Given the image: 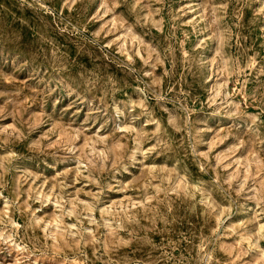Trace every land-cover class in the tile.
I'll use <instances>...</instances> for the list:
<instances>
[{"label":"rangeland","instance_id":"1","mask_svg":"<svg viewBox=\"0 0 264 264\" xmlns=\"http://www.w3.org/2000/svg\"><path fill=\"white\" fill-rule=\"evenodd\" d=\"M0 264H264V0H0Z\"/></svg>","mask_w":264,"mask_h":264}]
</instances>
